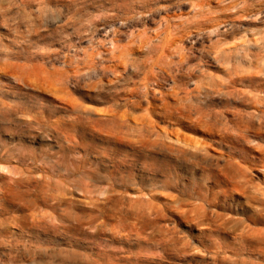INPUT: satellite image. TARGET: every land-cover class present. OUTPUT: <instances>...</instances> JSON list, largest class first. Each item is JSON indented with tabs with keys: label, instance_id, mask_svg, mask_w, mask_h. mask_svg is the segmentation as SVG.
I'll list each match as a JSON object with an SVG mask.
<instances>
[{
	"label": "rangeland",
	"instance_id": "rangeland-1",
	"mask_svg": "<svg viewBox=\"0 0 264 264\" xmlns=\"http://www.w3.org/2000/svg\"><path fill=\"white\" fill-rule=\"evenodd\" d=\"M256 47L264 50V0H0V191L57 201L0 214V264L263 263V246L236 254L237 233L178 219L185 250L118 240L127 212L174 211L185 189L209 199L227 190L216 181L229 147L246 158L264 147L237 118L252 112L246 96L262 84L237 79L264 75L243 60ZM178 138L208 144L209 156ZM249 173L263 181L262 165ZM165 176L178 193L164 189ZM217 197L227 209L211 211L250 226L243 200ZM100 210L95 236L71 229Z\"/></svg>",
	"mask_w": 264,
	"mask_h": 264
},
{
	"label": "bare ground",
	"instance_id": "bare-ground-1",
	"mask_svg": "<svg viewBox=\"0 0 264 264\" xmlns=\"http://www.w3.org/2000/svg\"><path fill=\"white\" fill-rule=\"evenodd\" d=\"M145 2V1H143ZM259 52L250 53L246 52L244 54L243 60L246 62L250 69H257L260 74L264 72V66H259L258 62L264 61V55L262 56L260 52H263V47H256ZM264 53V52H263ZM241 68V67H240ZM241 83L244 80H247L248 83L252 86V83L259 82L262 83L261 87L256 90V94H250L246 96L248 106L252 110L251 113L247 114H237L238 120L242 124L241 127L245 133H251L252 136L260 140L264 141V75L263 76H251V77H240L237 78ZM237 79L230 78V84H234ZM240 95L244 96L243 92H239ZM255 124V125H254ZM202 128V127H200ZM101 132V131H100ZM205 134L209 138H213L215 133L210 129H204ZM170 141V139L168 138ZM172 140V139H171ZM171 142V141H170ZM162 143L169 150H180L178 146L173 143ZM180 141V138L177 139L176 144H183L189 142V146L192 145L193 149H197V152L204 153V157H208L210 153L209 145L200 142H190L188 139L184 138L183 143ZM152 147L158 145V139L152 142ZM183 152V150H180ZM252 158H246L245 156L237 153L233 147H229V151L223 155L224 157V168L221 170V176L217 179L216 183H222L227 187V190H222L217 194H214L212 199L206 198L200 193V189H194L192 193L190 191H186V199H182L179 196L171 198V204L178 206V209L171 211L168 207L163 206H148L145 209H138L134 213L127 212L125 218L130 219L132 222L127 227V235L126 237H120L118 240H128L130 237H133L138 244H145L146 246L155 245L160 248L161 252L167 251L166 249L170 248H180V250H185L188 248V240L182 238L177 234V222L178 219L180 222H184L187 225L192 227H201L202 229H214L218 234H224V232L230 231L232 234L237 233V239L243 241L244 245L241 248L235 249L236 254H241L246 251V249H242L247 247V249H251L249 245H257L264 247V233L260 232L256 229L257 226H261L264 224V177L261 183H255V181L251 178L250 171L252 167H255L256 163L262 165L264 168V147L259 146L255 148L253 151ZM98 158V157H97ZM123 172V171H122ZM166 181L164 182L165 190H172L178 193L177 185L168 181L169 179L165 176ZM220 187V186H219ZM219 190V189H218ZM181 193V192H179ZM41 200L36 201H27L24 198L27 196L17 194L15 191H0V214L5 212L9 206H18L23 207L20 203L25 201L26 208L36 207L39 203L43 205L53 204L56 200L54 197L47 195L46 193H42ZM226 199H232L236 196L239 197L240 200H243L245 206L243 209L249 210L251 214H246L244 211V216L246 217L247 222L250 223V226H244V223H239L232 218H228L227 216L218 215L217 212L211 211L212 209H227L225 206L221 207L220 200L217 196H222ZM8 196H10L9 199ZM195 196V197H194ZM195 198V199H194ZM9 200V201H8ZM58 200V199H57ZM190 200H197L204 203V205L199 206H191L188 204ZM141 202V201H140ZM24 203V202H22ZM242 206V205H241ZM240 206V207H241ZM59 207V206H58ZM185 207H189V210H185ZM66 213L62 211V213ZM103 211L100 210V216L90 217L83 224H73L71 229L74 232H81L84 230H92V235L95 236L102 230V226L98 225L96 222L103 215ZM189 228V229H190ZM67 229H70V226H67ZM126 230V229H125ZM207 230L201 231L199 234L203 235ZM115 234L111 235V240L116 238ZM187 238V237H186ZM262 254L264 252V248L260 249ZM37 255L47 256L46 251L40 250L36 252ZM161 258V257H160ZM229 260V259H228ZM262 262L264 263V256H262ZM91 264H109L107 262H101L100 260H95L89 262ZM259 262V264H263ZM113 264V263H111ZM234 264H238V262H234ZM256 264V263H253Z\"/></svg>",
	"mask_w": 264,
	"mask_h": 264
}]
</instances>
